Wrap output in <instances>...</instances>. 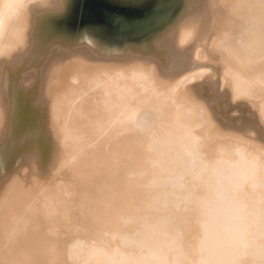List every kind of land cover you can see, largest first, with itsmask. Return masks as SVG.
Listing matches in <instances>:
<instances>
[{"label":"bare ground","instance_id":"bare-ground-1","mask_svg":"<svg viewBox=\"0 0 264 264\" xmlns=\"http://www.w3.org/2000/svg\"><path fill=\"white\" fill-rule=\"evenodd\" d=\"M210 3L192 68L65 39L14 106L6 78L66 0H0V264H264V0Z\"/></svg>","mask_w":264,"mask_h":264},{"label":"water","instance_id":"water-1","mask_svg":"<svg viewBox=\"0 0 264 264\" xmlns=\"http://www.w3.org/2000/svg\"><path fill=\"white\" fill-rule=\"evenodd\" d=\"M210 0H66L65 10L39 17L36 45L25 63L6 78V88L21 92L17 81L30 72L56 41L93 38L122 45L129 57L154 60L165 74L192 68L190 55L201 28L200 13Z\"/></svg>","mask_w":264,"mask_h":264},{"label":"clouds","instance_id":"clouds-1","mask_svg":"<svg viewBox=\"0 0 264 264\" xmlns=\"http://www.w3.org/2000/svg\"><path fill=\"white\" fill-rule=\"evenodd\" d=\"M209 188H211V183H209ZM224 211V203L219 194L210 190L204 198L199 214L201 228L206 234H211L222 222ZM198 264H211V261H200Z\"/></svg>","mask_w":264,"mask_h":264}]
</instances>
